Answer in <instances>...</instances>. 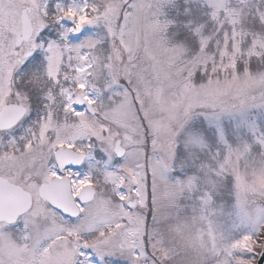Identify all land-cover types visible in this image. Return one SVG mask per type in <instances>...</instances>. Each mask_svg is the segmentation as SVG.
I'll return each instance as SVG.
<instances>
[{
    "label": "snow or ice",
    "instance_id": "obj_1",
    "mask_svg": "<svg viewBox=\"0 0 264 264\" xmlns=\"http://www.w3.org/2000/svg\"><path fill=\"white\" fill-rule=\"evenodd\" d=\"M0 264H264V0H0Z\"/></svg>",
    "mask_w": 264,
    "mask_h": 264
}]
</instances>
